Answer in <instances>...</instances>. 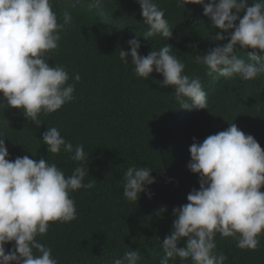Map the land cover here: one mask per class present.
Segmentation results:
<instances>
[{"label": "trees", "instance_id": "16d2710c", "mask_svg": "<svg viewBox=\"0 0 264 264\" xmlns=\"http://www.w3.org/2000/svg\"><path fill=\"white\" fill-rule=\"evenodd\" d=\"M156 2L173 28L167 41L159 35L149 41L142 38L148 26L136 0H105L102 9L90 7L88 0L75 8L70 0H53L58 23L63 22L65 10L73 20L60 32L59 47L48 54V63L66 67L68 83H75V99L53 113L41 114L39 127L20 109L0 104V133L10 154L7 159L24 155L37 161L43 158L71 175L79 162L63 150L48 153L40 139L47 127L53 126L66 141L83 144L88 155L85 167L89 176L84 183L96 182L91 189L70 193L77 218L67 223L50 222L44 236L54 258L55 248L62 252L56 256L58 264H112L125 251L137 249L141 253L137 264H159L164 254L161 243L171 233L173 208L187 203V194L199 189L198 174L186 167L193 138L202 142L234 123L264 150V75L249 81L207 75L206 67L195 63L193 57L219 42L213 40L217 30L203 15L202 5L182 8L176 0ZM238 15L242 18L244 13ZM135 36L141 43L140 55L158 50L164 43L172 46V52L186 65L185 73L200 78L207 93V109L180 108L174 88L157 83L162 82V76L153 72L146 80L138 78L131 62L120 61V49L128 51L127 41ZM236 54L248 58L245 50L237 48ZM76 73L79 82L72 79ZM131 166L152 169L150 175L156 182L147 186L151 198L141 193L135 203L123 197V174ZM161 206H166V211L158 215ZM259 240L256 250L239 249L232 237L217 234L216 251L227 257L224 264H264V232ZM11 248L12 243L6 244V253ZM170 264L192 262L176 257Z\"/></svg>", "mask_w": 264, "mask_h": 264}, {"label": "clouds", "instance_id": "9594fccd", "mask_svg": "<svg viewBox=\"0 0 264 264\" xmlns=\"http://www.w3.org/2000/svg\"><path fill=\"white\" fill-rule=\"evenodd\" d=\"M105 0H88L89 6L102 9ZM82 0H70L75 8ZM142 21L148 26L143 39L157 35L169 40L172 29L165 11L156 0H136ZM198 4L203 7L213 36L218 41L205 54L193 60L207 69V75L238 77L242 81L264 75V0H176L177 7ZM243 12L242 18L239 13ZM58 23L53 0H0V104L20 109L27 120L39 127L41 114L59 110L75 99V83H68L69 72L62 65H50L48 54L59 47L60 32L73 20L65 10ZM137 36L129 39V50L120 49L122 63L134 66L138 78L148 79L155 72L163 77L160 87L172 86L175 99L183 109H207V93L198 76L185 73V63L164 43L158 50L140 55ZM227 40V43H221ZM247 51V60L236 54ZM250 50V51H249ZM130 58V59H129ZM72 79L79 82L76 73ZM190 101V103H189ZM4 135L0 133V264H58L44 236L50 222L67 223L77 218L76 204L70 193L91 189L96 180L89 176L88 155L83 144L73 145L53 126L42 133L48 153L70 154L79 162L66 176L56 163L29 156L9 157ZM187 169L198 174L199 189L187 194V203L174 207L170 235L161 246L159 264H170L176 257L192 264H224L227 257L216 251L215 237H232L239 249L256 250L264 232V150L256 139L230 123L224 131L207 136L202 142L193 138ZM146 166H131L122 178V194L137 202L141 193L151 198L149 185L155 183ZM166 211L161 206L158 215ZM48 234V233H47ZM39 237V239H37ZM186 241L183 247L178 246ZM12 243L7 250L5 245ZM139 249L125 251L112 264H137Z\"/></svg>", "mask_w": 264, "mask_h": 264}]
</instances>
